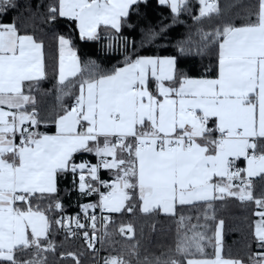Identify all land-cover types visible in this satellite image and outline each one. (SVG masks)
<instances>
[{
    "label": "snow or ice",
    "instance_id": "snow-or-ice-1",
    "mask_svg": "<svg viewBox=\"0 0 264 264\" xmlns=\"http://www.w3.org/2000/svg\"><path fill=\"white\" fill-rule=\"evenodd\" d=\"M141 2L147 0H55L46 21L64 19L78 28L81 40L95 41L102 27L120 32ZM198 3L197 19L221 14L218 0ZM159 4L176 16L187 10V0ZM19 6L16 0H0V14ZM256 7L242 26L229 23L201 33L207 41L202 47L216 45L212 77L188 76L175 56H128L111 72L100 73L94 64L86 71L72 40L60 36L58 83L65 95L70 87L77 93L74 104L54 120V135L38 131L42 121L32 95L47 76L44 44L20 34L14 23L0 24V264H47L43 254L55 251L49 239L53 224L72 235L70 222L87 227L79 217L51 220L47 214L62 209L57 181L69 173L78 176L82 195L99 196L97 203L83 206L93 230L97 216L89 209L120 213L138 207L145 215L175 217L178 207L199 204L209 210L207 221L215 220L210 212L216 201L252 202L258 251L249 264H264V196L253 195V178L264 182V0ZM187 50L179 46L181 54ZM77 153H93L99 161L77 164ZM101 169L111 172V183L101 178ZM100 219L107 229L111 217ZM191 219L179 218L183 231L178 228L174 254L144 264H243L222 255L223 220L216 223L209 255L199 230L207 225L199 224L200 217L196 224ZM119 231L133 233V228ZM83 235L88 247L99 251L95 232ZM131 255H138L135 246ZM103 264L131 261L110 255Z\"/></svg>",
    "mask_w": 264,
    "mask_h": 264
},
{
    "label": "trees",
    "instance_id": "trees-1",
    "mask_svg": "<svg viewBox=\"0 0 264 264\" xmlns=\"http://www.w3.org/2000/svg\"><path fill=\"white\" fill-rule=\"evenodd\" d=\"M16 2L19 7L0 14V24L14 23L20 34L33 35L44 44L47 76L39 82V88L34 89L32 95L36 98L35 110L42 121L38 131L45 134L55 132L54 120L73 105L77 93L75 87H70L67 90L70 94L65 95L61 91L63 86L58 83L60 36L72 40L74 50L86 71L94 64L100 73L111 72L114 68L122 67L128 56H175L179 68L188 76L212 77L215 73L217 49L215 44L202 47L207 41L201 40V33H212L229 23L242 26L249 22V13L257 10V0H219V16L197 19L200 11L198 0H188L187 10L182 11L179 16L172 13L167 6L160 5L159 0H147L138 7L134 6L135 10L130 12L127 23L122 24L120 32L102 27L99 30L100 39L87 41L79 38L78 28L71 22L64 19L57 23L46 21L48 6L55 3V0ZM182 44L189 48L184 54L179 52ZM73 161L77 164L82 161L93 164L96 156L93 153H77ZM100 174L109 183L114 179L107 170L102 169ZM253 182V195L256 198L264 196V182L260 177L253 178ZM57 187L56 195L62 209L53 208L48 212L51 220L61 219L66 215L83 214L84 205L95 204L99 200L96 193L82 195L78 189V176L74 179L71 173L60 176ZM41 203L46 204L47 201ZM256 210L252 202L241 203L236 198L229 197L214 202L210 214L215 216V220L206 221L203 217L209 210L199 204L178 207L175 217L163 213L145 215L138 207L133 212L104 213L103 216L111 217V222H108L107 229L102 222V261L110 255H123L131 264H144L145 259L152 260L174 254L178 228L183 231L178 221L180 216H184L191 217L192 224H196V218L200 217L199 224L207 225L199 230L205 233V252L209 255L214 252L216 223L223 220L222 255L249 264V257L258 251L252 235L253 222L257 219L253 213ZM129 224L132 225L133 233L126 231L121 234L120 227L126 228ZM49 239L55 245V251L43 254L47 257V264H76L77 259L80 264H93L97 259V253L88 247L82 235L71 237L64 234L59 225L53 224ZM133 246L138 255H131Z\"/></svg>",
    "mask_w": 264,
    "mask_h": 264
},
{
    "label": "built area",
    "instance_id": "built-area-1",
    "mask_svg": "<svg viewBox=\"0 0 264 264\" xmlns=\"http://www.w3.org/2000/svg\"><path fill=\"white\" fill-rule=\"evenodd\" d=\"M218 3H219V0H218ZM75 102V100H74ZM99 160H96L95 163L93 164H96L98 163ZM102 170V169H101ZM101 191H106V189H101ZM89 215H96L97 216V227L95 230H93L90 226V222L87 221V218L85 217V214H78V215H66V216H63L64 218H67V217H73V218H76V217H79L81 219V222L82 223H86L87 227L85 229H78L76 228L75 226V223L74 222H68L66 220V223H69V226L72 228V230L76 233L75 235H72L70 233L67 232V230L65 228H62V231L64 234H68L70 235L71 237H76L78 235H82L84 241L87 243L88 245V239H86L83 235V233L85 231H87L89 233V237H92L93 236V232H95V240H94V243H95V248L98 249L99 251H95L97 253V259L96 261L93 263V264H103V261H102V251H101V239H102V221L100 219V217L104 214V212L102 213L100 209H98V211H95L94 213L92 211H90L88 213Z\"/></svg>",
    "mask_w": 264,
    "mask_h": 264
},
{
    "label": "crops",
    "instance_id": "crops-1",
    "mask_svg": "<svg viewBox=\"0 0 264 264\" xmlns=\"http://www.w3.org/2000/svg\"><path fill=\"white\" fill-rule=\"evenodd\" d=\"M188 1V0H187ZM34 96V95H33ZM74 104V103H73ZM55 134V132L54 133H50V134H48V135H54ZM96 160H99V158L98 157H96ZM241 166H244V165H241ZM254 178H256V177H254ZM92 211V210H91ZM105 214H107V212H104ZM243 264H245V263H243Z\"/></svg>",
    "mask_w": 264,
    "mask_h": 264
}]
</instances>
